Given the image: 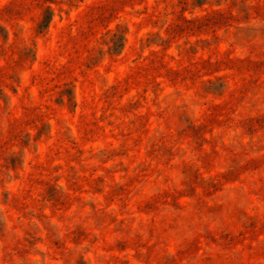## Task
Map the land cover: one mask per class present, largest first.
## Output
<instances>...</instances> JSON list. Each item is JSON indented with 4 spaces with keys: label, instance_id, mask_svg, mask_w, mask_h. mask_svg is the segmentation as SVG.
Listing matches in <instances>:
<instances>
[{
    "label": "rangeland",
    "instance_id": "1",
    "mask_svg": "<svg viewBox=\"0 0 264 264\" xmlns=\"http://www.w3.org/2000/svg\"><path fill=\"white\" fill-rule=\"evenodd\" d=\"M0 264H264V0H0Z\"/></svg>",
    "mask_w": 264,
    "mask_h": 264
},
{
    "label": "trees",
    "instance_id": "2",
    "mask_svg": "<svg viewBox=\"0 0 264 264\" xmlns=\"http://www.w3.org/2000/svg\"><path fill=\"white\" fill-rule=\"evenodd\" d=\"M52 17H53V14H52V12L50 11V13L47 14V15L45 16V19L43 20L45 27H47V25H48L49 22H51ZM123 40H124V39L121 37V40H120V41H121V43H120L121 46L123 45Z\"/></svg>",
    "mask_w": 264,
    "mask_h": 264
}]
</instances>
